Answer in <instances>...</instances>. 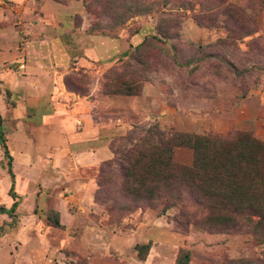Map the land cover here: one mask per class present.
I'll return each instance as SVG.
<instances>
[{
    "label": "rangeland",
    "instance_id": "rangeland-1",
    "mask_svg": "<svg viewBox=\"0 0 264 264\" xmlns=\"http://www.w3.org/2000/svg\"><path fill=\"white\" fill-rule=\"evenodd\" d=\"M34 1L35 20L39 15L44 27L34 31L35 39L96 50V56L80 58L91 62L87 66L71 61L62 79L68 91L92 96L95 121L114 123L97 134L111 156L91 166L88 156L44 143L48 137L59 141L60 134L28 131L22 125L26 101L14 88V78L26 73L19 66L26 56H5L0 75L9 85H0V92L9 103L22 102L24 123L12 122L6 105L20 202L15 217L0 214V264H264V242L247 228L180 225L173 217L195 210L189 200L164 213L162 204L133 202L119 169L126 151L151 127L166 135L242 132L264 142V0ZM0 28L11 32L0 36L10 44L1 56L22 54L28 0H0ZM171 156L190 165L194 154L181 146ZM73 164L78 168L69 170ZM76 170L80 182L65 185L66 171ZM10 183L0 148V206L13 202ZM48 214L57 215L61 226ZM136 244L149 249L139 254Z\"/></svg>",
    "mask_w": 264,
    "mask_h": 264
},
{
    "label": "trees",
    "instance_id": "trees-1",
    "mask_svg": "<svg viewBox=\"0 0 264 264\" xmlns=\"http://www.w3.org/2000/svg\"><path fill=\"white\" fill-rule=\"evenodd\" d=\"M1 122L0 116V146L10 176L9 195L13 202L9 207L0 206V214L15 217L20 199L14 189L13 157ZM148 132L151 134L142 136L126 151L119 167L126 195L133 202L162 204L161 213H164L189 200L195 210H181L180 216L185 221L176 214L173 217L176 223H191L212 231L245 227L264 242V142L242 132L166 135L157 127H151ZM181 146L193 151L190 165L172 161L173 148ZM48 219L53 225L61 226L57 215L48 214ZM135 249L141 254L149 247L136 244Z\"/></svg>",
    "mask_w": 264,
    "mask_h": 264
},
{
    "label": "crops",
    "instance_id": "crops-1",
    "mask_svg": "<svg viewBox=\"0 0 264 264\" xmlns=\"http://www.w3.org/2000/svg\"><path fill=\"white\" fill-rule=\"evenodd\" d=\"M38 5V2L28 0V43H26L22 54L17 55L16 52L4 56L0 54V63L3 62L5 56V60H12L15 56L18 57V60H21V58H24L23 56H26V62L22 61L19 65L25 68L24 72L26 73L24 76L19 75L20 77L14 78V88L22 92L21 99L26 101L28 120L24 123L20 118L23 113V110L21 111L22 102L16 100L14 103H9L0 92V116L5 138L6 127L4 124L6 120H4V116L8 110L7 106L10 104L9 111L12 122H23L22 125L28 127V131L47 132L52 135L60 134L59 141L53 137H48L44 143L48 142L50 144L48 146H58V149L59 147L71 148L68 151L73 154V157L83 158L88 156L89 165L93 166L99 160L111 156L107 143L99 140L97 134L102 130L111 129L114 123L112 121L108 123L102 120L95 121L92 114V105H96L92 101V96L85 95L81 97L76 92L68 91L64 86L62 76L63 72L71 67V61L77 67L80 64L89 65L91 63L89 60L82 63L80 58L83 59V55L96 56V50L91 48V44L89 48L74 50L73 48L68 49L66 45L56 40L35 39L34 36L37 32L34 31H40L44 28L43 24H40L39 15H37L39 19L35 20V13L32 10L38 8ZM10 34L11 32H6V30L0 28V36L5 37ZM2 40L5 39L2 38ZM91 42L95 43L96 39H91ZM105 42L108 52L112 54V43ZM9 45V42H0V51L3 48L10 47ZM1 76L6 77V75L1 73L0 85L8 86L9 84ZM146 91L147 89L144 86L143 96H145ZM75 148L78 149L77 152H74ZM69 168V170H74L78 167L73 164ZM76 172L77 170L75 172L66 171L64 174L65 185L80 182ZM82 183L90 184L89 181L83 182V180ZM68 192L74 195V192ZM87 195L90 197L91 192H88Z\"/></svg>",
    "mask_w": 264,
    "mask_h": 264
}]
</instances>
